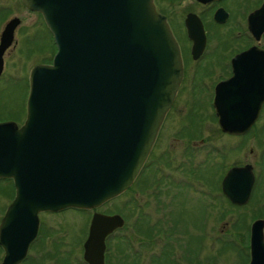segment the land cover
Wrapping results in <instances>:
<instances>
[{
	"label": "water",
	"instance_id": "95a60500",
	"mask_svg": "<svg viewBox=\"0 0 264 264\" xmlns=\"http://www.w3.org/2000/svg\"><path fill=\"white\" fill-rule=\"evenodd\" d=\"M23 3L43 15L57 53L52 64L31 71L25 123H0V179H13L16 188L0 226V244L8 248L4 264L26 257L41 212L96 209L133 185L184 74L179 43L154 0ZM228 17L223 9L216 14L222 23ZM20 24L13 18L2 32L0 76ZM186 25L196 57L206 47L204 26L194 14ZM248 26L260 43L264 5L249 16ZM246 65L258 66L254 87L246 81L252 79L243 71ZM233 66L234 77L216 88L215 113L223 133L242 136L264 105V50L254 47L235 56ZM255 183L253 165L235 166L222 192L233 205L245 206ZM123 225L119 215L95 213L85 254L89 264H105V239ZM250 247V264H264V219L252 224Z\"/></svg>",
	"mask_w": 264,
	"mask_h": 264
},
{
	"label": "rangeland",
	"instance_id": "374dc122",
	"mask_svg": "<svg viewBox=\"0 0 264 264\" xmlns=\"http://www.w3.org/2000/svg\"><path fill=\"white\" fill-rule=\"evenodd\" d=\"M157 2L186 46L181 21L189 12L201 14L205 7L194 0ZM257 3L258 0H226L224 5L232 15L221 27L206 18L210 45L197 77L201 78L202 72L208 76L214 67L225 70L223 58L246 45L244 36L236 40L234 34L245 32V11ZM1 6L0 22L6 17L5 22L18 17L21 24L15 43L6 52L0 79V121L18 118L20 123L25 119L21 107L29 93L30 71L38 64L51 62L56 46L39 13L30 11L21 0H0ZM5 22L0 23V34ZM191 71L194 77L195 68ZM210 99L212 95H206L200 87L182 89L141 178L130 191L104 208L120 211L125 217L124 229L111 241L110 264H133L138 256H143L145 264H249L251 225L264 219V214L259 217L264 212V111L249 134L229 136L221 132ZM200 123H204L201 128ZM245 164L253 165L257 180L250 202L237 207L219 191L220 181L231 167ZM13 194L8 183L0 182V221ZM135 198L144 207V212L138 210L137 217L132 214V202L138 205ZM88 216L75 209L59 215L43 214L44 233L55 243L38 244L31 251V262L62 264L68 259L70 264H80V256L72 257L70 252L80 254L75 245L85 231ZM159 230L161 236L157 234ZM128 233L134 235L139 251L131 255V260L127 246L118 245V238ZM173 247H179V261L171 253Z\"/></svg>",
	"mask_w": 264,
	"mask_h": 264
},
{
	"label": "flooded vegetation",
	"instance_id": "af4514ba",
	"mask_svg": "<svg viewBox=\"0 0 264 264\" xmlns=\"http://www.w3.org/2000/svg\"><path fill=\"white\" fill-rule=\"evenodd\" d=\"M22 1V0H21ZM195 2H197L198 5L200 6H203L205 7V10H203L201 12V14H196V13H193V12H189L187 13L185 19H184V22L181 21V24H182V27H183V30H184V34H185V37H186V42H187V45L184 46V44H182V41L181 39L178 38V36L175 34L179 44H180V48H181V53H182V57H183V62H184V77H183V81H182V84H181V87H180V90H179V94L180 92L182 91V89H186L188 90V88L190 87L192 90L194 89H198V87L202 88L203 89V92L210 96L212 95V99H210V102H211V107L213 108V104H214V97H215V94H216V88L217 86L221 83V82H225V81H229L233 78L234 76V66H233V59L236 55L240 54V53H244V52H247L248 50L254 48V47H260L262 49H264V45L262 44V40L264 38V35L262 37V40L261 42H257L252 34L250 33L249 31V26H248V18L249 16L254 13L255 11H258L263 5H264V0H258V3L256 4V6H254L253 8H247L246 9V13L244 14V18H245V32H239L237 35L234 34V37L236 40H239L241 37H245L246 38V45H244L243 47L241 48H238L237 50H232L230 52V55L228 57H225L223 58V65H224V69L225 70H222L223 68H220L218 69L217 67H214L212 70H211V73L208 74V76H206V73H203L201 74V78L197 77L196 74H198L199 72L198 71H201L199 69V66L201 65V63L206 59V55H207V52L209 50V45H210V32H209V29H208V26H207V20L206 18L210 19L211 22L217 26V27H221L225 24H227V22L230 20L231 18V11L229 8H227L224 3L226 0H219L217 2H214L210 5H205V4H202L196 0H194ZM23 3V2H22ZM3 6L0 7V9H2ZM220 9H223L225 10L229 17L227 18V20L225 22H219L217 19H216V14L217 12L220 10ZM13 10V9H11ZM161 11V9H160ZM9 12V11H8ZM6 12V13H8ZM162 12V11H161ZM163 15H165L167 18H168V21L169 23L172 22L170 20V18L167 16V14L163 13ZM190 14H194V15H197L201 21L203 22V25H204V29H205V33H206V37H207V40H206V47L204 49V51L197 55L195 57L194 55V42L189 38L188 36V30H187V25H186V21L188 19V16ZM7 18V17H6ZM6 18H3V22H5ZM1 21V22H2ZM0 22V23H1ZM171 25V23H170ZM239 31V30H238ZM243 34V35H242ZM6 56V55H5ZM5 64V62H4ZM195 68V74H194V77H193V70ZM258 66H255V65H246L243 67V71L247 74H250V76L252 77L251 80H246L247 83L251 86H255L258 82L257 80V76H258ZM222 70V71H221ZM4 71H5V66H4V70H3V73L2 75L0 76V79L3 77V74H4ZM220 71L222 72V74H220L219 78H216V74L220 73ZM257 71V72H255ZM214 75V76H213ZM219 75V74H218ZM178 94V95H179ZM21 112L23 115H25L26 117V111H25V106H24V101H23V104H22V107H21ZM262 111H264V106H263V109ZM23 120V119H22ZM6 121H13L15 123H17L19 126H22V124L25 122V119L23 121H21L19 123V120L18 118H15L14 119H3L0 121L1 122H6ZM0 182H6L10 185L11 187V190L14 191V194H13V199H12V202L16 196V190H15V185H14V182L13 180L11 179H3V180H0ZM134 201H136L138 203V205H136L135 202H132L134 204L133 207H135L134 209V212L132 213L133 215H135L136 217L138 216V210L142 212L143 211V206H141V204L137 201V199L135 198ZM11 202V203H12ZM11 203L7 206V208L11 205ZM109 203L105 204L103 207L97 209V210H85V212L89 213L90 216L87 217V220L85 221L86 225L84 226V229L85 231L82 233L81 237L78 239L77 243H76V249L79 251L80 254H76L74 252H70V255L72 257H76V255L80 256L81 258V263L80 264H89V262L86 261L85 259V254H86V246H87V243H88V240H89V237H90V228H91V225H92V221H93V216L95 213H102V214H105V215H109V216H112V215H115V214H121L120 211H115V212H109V211H106L104 210V208L108 205ZM140 204V205H139ZM7 210V209H6ZM6 210H5V213H6ZM70 210H64V211H61V212H58V213H51V212H44V213H41L40 214V224H39V230H38V233L36 235V237L34 238V240L31 242V244L29 245V248H28V252H27V256L25 257V259L19 263V264H33V259L30 257L31 255V251L33 250V248H35L38 244H43V245H48L50 243L51 246H54V241L52 239L51 240V236H48L46 233H44V222H43V219H42V215L43 214H52V215H59V214H63L65 212H68ZM5 213L0 221V225L4 219V216H5ZM122 216V215H121ZM125 218V217H124ZM123 218V219H124ZM125 222V220H124ZM151 225H153L151 223ZM125 227V224L118 228L117 230H115L114 232L110 233L109 235H107L106 239H105V264H110L111 262V241L116 239V235L119 234L120 230L124 229ZM151 227H155V226H151ZM160 233V234H159ZM157 234H159L158 236H161L162 233L160 232V230L157 232ZM119 241H118V245H120V243H123V245H126L128 250H129V260H131V255L132 256H136L137 254H139V251L137 250V246H136V241H135V237L134 235H130L129 233L126 235V236H123V237H120L118 238ZM8 245V243H7ZM170 248V246H169ZM8 252V248L6 245H1L0 244V264H4L6 262V259H7V253ZM171 253H173V255L175 256V258L178 260V255H179V247H173V249L171 250ZM145 260L143 259V256L140 257L138 256L137 258V261L133 264H145L144 263ZM62 264H70V261L65 260Z\"/></svg>",
	"mask_w": 264,
	"mask_h": 264
},
{
	"label": "trees",
	"instance_id": "16d2710c",
	"mask_svg": "<svg viewBox=\"0 0 264 264\" xmlns=\"http://www.w3.org/2000/svg\"><path fill=\"white\" fill-rule=\"evenodd\" d=\"M263 214H264V212H262V213L260 214L261 216H259V217H263Z\"/></svg>",
	"mask_w": 264,
	"mask_h": 264
}]
</instances>
